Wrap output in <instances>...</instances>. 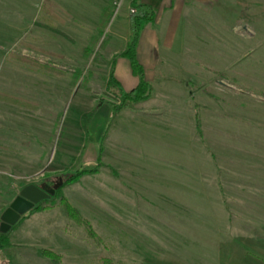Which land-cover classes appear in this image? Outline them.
Here are the masks:
<instances>
[{
  "label": "rangeland",
  "instance_id": "rangeland-1",
  "mask_svg": "<svg viewBox=\"0 0 264 264\" xmlns=\"http://www.w3.org/2000/svg\"><path fill=\"white\" fill-rule=\"evenodd\" d=\"M130 3L0 0V216L25 186L62 182L0 233V264H53L41 250L57 264H264V0H230L231 33L186 45L151 74L148 102L115 112L110 34Z\"/></svg>",
  "mask_w": 264,
  "mask_h": 264
},
{
  "label": "crops",
  "instance_id": "crops-1",
  "mask_svg": "<svg viewBox=\"0 0 264 264\" xmlns=\"http://www.w3.org/2000/svg\"><path fill=\"white\" fill-rule=\"evenodd\" d=\"M229 2L228 0H139V4H142L146 10L154 12L153 24L147 26L141 32L136 47V57L138 62H140L138 57L140 52L145 53L146 55L143 57V61H145L143 63L144 65L140 63L146 79L151 82L153 80L150 79L152 78L151 74H155L159 67L162 68L164 61L172 62V60L183 58L184 56L180 55L178 52L181 50L184 51L186 45L191 46L193 44H203L207 42L209 45H212V40L218 42L220 38H223L222 29H229L230 27L226 24L227 18H229L227 15L234 12L229 7V4H227ZM220 9L223 12H220ZM224 9L225 13H227V15L225 14L226 16H224ZM165 13H167V15L169 14V17H164ZM255 13L257 14L258 22H262V19L264 18V5L257 6ZM244 15V18L246 19L248 14ZM178 19L183 21L186 25H183L185 28L182 30L183 34L177 45L175 44V40L178 35V27L176 28ZM116 21L117 25L113 28L110 37L114 43L118 41L119 44L122 45L119 51L113 53L114 55L112 59L114 60V63L112 69L114 78L120 84L121 89L123 92L128 93L137 87L139 79L133 74L128 59L119 56L125 51L126 46L132 37L130 22L127 20V8L124 7V10H121L118 13ZM196 21L200 24V27H198L200 32L196 29L193 30L191 27V25L193 26V24H196ZM218 28L221 29L219 30V36ZM206 30H208V32ZM231 30L232 27L229 29L230 33ZM123 32L124 35L121 34ZM185 36L189 37L186 38ZM174 46L176 47L174 48ZM187 50L190 51V49ZM210 55V58H212L214 62L217 61V56H219V59L221 60H227V54L224 56L222 54L219 55L216 49L213 48ZM174 57L175 59H173ZM159 107L161 106L151 107V109H157ZM40 215L43 216L44 214L41 213Z\"/></svg>",
  "mask_w": 264,
  "mask_h": 264
},
{
  "label": "trees",
  "instance_id": "trees-1",
  "mask_svg": "<svg viewBox=\"0 0 264 264\" xmlns=\"http://www.w3.org/2000/svg\"><path fill=\"white\" fill-rule=\"evenodd\" d=\"M131 4L133 5V7H135L138 10V14H132L130 16L129 22H130V31L132 32V37L130 42L126 46L125 51L121 53L119 56L128 59L133 74L138 77L139 83L135 89H133L128 93H125L121 89L120 84L114 78L113 69L111 70L106 83V91L109 93V95L112 96L113 99L119 102L117 106L116 105L113 106L115 112H119L123 107H128L147 101L148 99H150L152 95V86L149 83V81L146 79L144 70L137 60L136 47L141 32L146 28V26L153 24L154 12L146 10L142 4H139V0H133ZM51 29L54 30L53 28ZM113 63L114 60L112 62V65ZM98 107L99 104H97L96 108L98 109ZM194 125L197 133L201 135L200 123L197 116L194 117ZM94 173H96V170L80 171L76 174V176L69 179L67 183H73L83 175L94 174ZM60 201L64 205V211L66 215L69 216V218L75 220L78 224L83 225L88 237H90L96 244H98L99 238L97 234L93 231V229L90 227L88 221L83 220L80 214L78 213V211L75 208H73L72 205L66 199L61 198ZM45 209L46 207L44 208V210ZM36 210H38V206H35L31 211H36ZM9 247H10V243L7 239V236L0 235V252H3L5 249H8ZM39 254L43 258H46L49 261H51L53 264L58 263L57 260L59 259V256H57L53 252L47 250H41Z\"/></svg>",
  "mask_w": 264,
  "mask_h": 264
},
{
  "label": "water",
  "instance_id": "water-1",
  "mask_svg": "<svg viewBox=\"0 0 264 264\" xmlns=\"http://www.w3.org/2000/svg\"><path fill=\"white\" fill-rule=\"evenodd\" d=\"M62 185L61 180L53 188L28 185L22 188L9 207L0 216V233L6 234L20 218L40 202L48 200L55 190Z\"/></svg>",
  "mask_w": 264,
  "mask_h": 264
},
{
  "label": "built area",
  "instance_id": "built-area-1",
  "mask_svg": "<svg viewBox=\"0 0 264 264\" xmlns=\"http://www.w3.org/2000/svg\"><path fill=\"white\" fill-rule=\"evenodd\" d=\"M130 12H131L132 14L135 13V11H134L133 9H131Z\"/></svg>",
  "mask_w": 264,
  "mask_h": 264
}]
</instances>
